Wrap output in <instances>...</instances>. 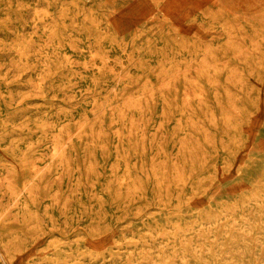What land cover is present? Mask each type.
Returning a JSON list of instances; mask_svg holds the SVG:
<instances>
[{
    "label": "rangeland",
    "instance_id": "rangeland-1",
    "mask_svg": "<svg viewBox=\"0 0 264 264\" xmlns=\"http://www.w3.org/2000/svg\"><path fill=\"white\" fill-rule=\"evenodd\" d=\"M146 263L264 264V0H0V264Z\"/></svg>",
    "mask_w": 264,
    "mask_h": 264
},
{
    "label": "bare ground",
    "instance_id": "bare-ground-1",
    "mask_svg": "<svg viewBox=\"0 0 264 264\" xmlns=\"http://www.w3.org/2000/svg\"><path fill=\"white\" fill-rule=\"evenodd\" d=\"M251 29V28H250ZM255 32V31H254ZM200 44V43H199ZM203 47V46H202ZM198 48V47H197ZM192 49V48H191ZM185 50V49H184ZM181 51V50H180ZM203 51V50H202ZM183 52V51H182ZM185 53V52H184ZM194 53V52H193ZM183 54V53H182ZM194 55V54H193ZM182 56V55H181ZM189 56V55H188ZM193 57H195V56H193ZM177 59V58H176ZM198 59H199V57H198ZM188 255V254H187ZM186 255V256H187ZM188 256H190V255H188ZM149 260V259H148ZM147 264V263H146Z\"/></svg>",
    "mask_w": 264,
    "mask_h": 264
}]
</instances>
